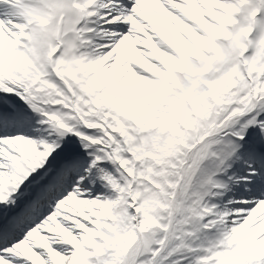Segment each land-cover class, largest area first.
Masks as SVG:
<instances>
[{
    "label": "snow or ice",
    "instance_id": "snow-or-ice-1",
    "mask_svg": "<svg viewBox=\"0 0 264 264\" xmlns=\"http://www.w3.org/2000/svg\"><path fill=\"white\" fill-rule=\"evenodd\" d=\"M0 264H264V0H0Z\"/></svg>",
    "mask_w": 264,
    "mask_h": 264
}]
</instances>
